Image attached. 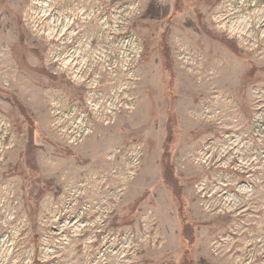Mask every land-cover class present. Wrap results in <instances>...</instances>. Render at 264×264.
I'll return each mask as SVG.
<instances>
[{
	"label": "rangeland",
	"instance_id": "1",
	"mask_svg": "<svg viewBox=\"0 0 264 264\" xmlns=\"http://www.w3.org/2000/svg\"><path fill=\"white\" fill-rule=\"evenodd\" d=\"M184 259L264 264V0H0V264Z\"/></svg>",
	"mask_w": 264,
	"mask_h": 264
},
{
	"label": "trees",
	"instance_id": "2",
	"mask_svg": "<svg viewBox=\"0 0 264 264\" xmlns=\"http://www.w3.org/2000/svg\"><path fill=\"white\" fill-rule=\"evenodd\" d=\"M220 41L228 48V49H230V50H232L233 52H235V53H237V52H239V50L237 49V46L232 42V40H229V39H224V38H220ZM166 143H167V140L165 141ZM28 153H30V151H28L27 150V155H28V157L30 158V160H33V155L32 154H28ZM30 155H31V157H30ZM166 159V158H165ZM163 163L165 164V162H164V160H163ZM167 168H168V164H165L164 165V178H163V181L166 183V184H168L170 187H172V188H175V186H174V183L171 181V180H169L168 178H166V176L168 175V174H171L170 172H166V170H167ZM168 177V176H167ZM176 184V183H175ZM173 192H174V194L177 196V192L175 191V189H173ZM180 210V212H181V208L179 209ZM183 222H184V227H182L183 229V236H184V238H185V240L189 243L190 241H191V234H192V232H191V224H189L188 222H186L185 223V219H183ZM187 259H184L183 260V264H189L190 263V261H186Z\"/></svg>",
	"mask_w": 264,
	"mask_h": 264
}]
</instances>
